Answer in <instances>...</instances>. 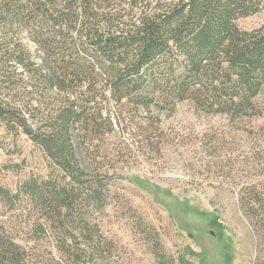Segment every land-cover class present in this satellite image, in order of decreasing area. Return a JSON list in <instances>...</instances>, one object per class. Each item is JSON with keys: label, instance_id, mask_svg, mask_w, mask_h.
Returning a JSON list of instances; mask_svg holds the SVG:
<instances>
[{"label": "trees", "instance_id": "1", "mask_svg": "<svg viewBox=\"0 0 264 264\" xmlns=\"http://www.w3.org/2000/svg\"><path fill=\"white\" fill-rule=\"evenodd\" d=\"M263 4L0 0V121L10 134L22 131L58 173L56 180L27 183L24 191L45 212L47 225L37 231L49 237L64 264L99 255L87 214L103 208L109 191L97 178L110 174L100 172L104 160L95 155V141L114 120L105 117L98 98L108 90L133 112L158 111L149 122L159 123L160 115L190 101L230 122L254 118L264 124V25L245 32L235 23ZM23 33L37 49L25 46ZM261 154L253 150L254 163L262 165ZM0 193L9 197L1 187ZM239 201L259 242L258 264H264V178ZM86 233L93 239L80 248L76 242ZM47 259L30 257L0 225V264H61Z\"/></svg>", "mask_w": 264, "mask_h": 264}, {"label": "rangeland", "instance_id": "2", "mask_svg": "<svg viewBox=\"0 0 264 264\" xmlns=\"http://www.w3.org/2000/svg\"><path fill=\"white\" fill-rule=\"evenodd\" d=\"M235 23L245 32L260 29L264 4ZM21 38L37 49L29 34ZM97 101L114 120L95 141V155L104 160L100 172L110 174L97 179L109 197L102 209L87 214L99 255L81 264H258L259 242L239 197L264 178L262 119L230 122L184 101L156 123L148 120L158 111L133 112V105L120 106L108 90ZM253 150L262 152V165L254 163ZM54 175L40 148L22 131L10 134L0 121V187L9 193H0V225L30 257L64 264L49 237L37 231L47 225L45 212L24 191L27 183ZM85 236L76 242L80 248L93 237Z\"/></svg>", "mask_w": 264, "mask_h": 264}]
</instances>
